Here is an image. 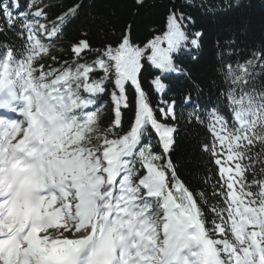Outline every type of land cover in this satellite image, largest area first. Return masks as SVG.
I'll list each match as a JSON object with an SVG mask.
<instances>
[{
	"label": "snow or ice",
	"instance_id": "obj_1",
	"mask_svg": "<svg viewBox=\"0 0 264 264\" xmlns=\"http://www.w3.org/2000/svg\"><path fill=\"white\" fill-rule=\"evenodd\" d=\"M40 5L0 0V33L22 42L0 45V264H264V86L255 85L264 52L219 69L228 114L207 112L202 145L218 176L215 203L199 193L209 224L171 159L177 128L161 122L176 120V101L161 97L153 108L139 79L142 60L181 73L173 55L188 42L183 14L171 11L163 35L143 47L128 34L103 50L81 39L61 63L54 40L79 5L51 27ZM151 83L166 87L159 76ZM109 84L104 126L98 99ZM129 86L134 117L124 130Z\"/></svg>",
	"mask_w": 264,
	"mask_h": 264
},
{
	"label": "trees",
	"instance_id": "obj_2",
	"mask_svg": "<svg viewBox=\"0 0 264 264\" xmlns=\"http://www.w3.org/2000/svg\"><path fill=\"white\" fill-rule=\"evenodd\" d=\"M27 2L22 0V3ZM77 5V14L65 22L59 38L54 40L52 54L61 63L71 62L70 48L81 39L87 40L92 49L103 50L108 45L117 47L121 38L128 34L133 45L143 47L154 37L163 35L171 11L183 14L182 29L188 42L173 55L174 64L181 73H161L142 60L139 79L153 108L157 107L161 97L176 101V120L161 121L177 128L171 159L179 177L196 194L210 224L208 205L199 197V193L204 192L209 204L215 203L211 192L212 185L218 180L217 167L208 153L202 151V145L211 140L207 131V112L216 107L228 114L221 95L227 87L219 71L221 65L231 63L235 66L253 59V53L264 52V0H143L142 3L137 0H41L40 6L44 7L51 27L58 16ZM196 33L201 35L197 37ZM193 38L197 39V46L191 45ZM5 42L16 47L22 43L8 31L0 33V45ZM94 58V52L86 57L88 60ZM256 72L259 75L255 85L259 88L264 86V74H260L259 67ZM157 76L166 85L162 93L155 92L151 83ZM107 87L108 92L98 99L104 126L110 123L113 115L112 85ZM188 94L192 100L186 104L184 97ZM127 95L130 106L123 110L124 130L129 128L134 117L135 92L130 86ZM190 113L194 115L190 116ZM196 115L204 123L197 121ZM157 118L160 119L158 112ZM148 142L154 151L160 150L154 135ZM248 179H252L251 174Z\"/></svg>",
	"mask_w": 264,
	"mask_h": 264
}]
</instances>
